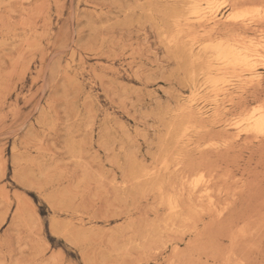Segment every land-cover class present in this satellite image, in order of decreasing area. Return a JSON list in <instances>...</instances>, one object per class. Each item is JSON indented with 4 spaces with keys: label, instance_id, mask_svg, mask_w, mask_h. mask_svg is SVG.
<instances>
[{
    "label": "rangeland",
    "instance_id": "1",
    "mask_svg": "<svg viewBox=\"0 0 264 264\" xmlns=\"http://www.w3.org/2000/svg\"><path fill=\"white\" fill-rule=\"evenodd\" d=\"M189 1L0 0V264H264V137L234 125L264 104V77L242 73L219 113L190 107L215 96L190 101L201 64L182 47L203 28L168 43ZM212 3L259 9V30L214 37L250 35L264 76V0Z\"/></svg>",
    "mask_w": 264,
    "mask_h": 264
},
{
    "label": "bare ground",
    "instance_id": "2",
    "mask_svg": "<svg viewBox=\"0 0 264 264\" xmlns=\"http://www.w3.org/2000/svg\"><path fill=\"white\" fill-rule=\"evenodd\" d=\"M202 1L203 0H192V1H189L186 4V10H185L186 12L184 14H181V15L178 14L176 16V18H174L175 19L174 23L177 26V33L175 32L176 34L173 37L170 36L168 43L169 44L178 45L177 44L178 43V39H179V37L181 35H184L183 33L187 32L186 29L190 30V29H192V27H195V26H197L199 28L200 27L203 28L202 36H190L189 43L188 44L185 43L186 45H183V47L182 46L181 47H182V49L184 51H186L188 53V55H189L188 57H190V61H191L192 64H195L197 62L201 64V67L198 70L192 68V70L188 74L189 75V77H188L189 79H188L187 83L190 86V88L192 89L191 91L193 93V98L190 101L191 102L194 101L196 99L197 95L200 93V91H201V94H202V91H203L208 96H210V94L215 96L214 100H212L211 103L206 104V107H202V104H200V103L194 104V102L197 101L198 98H197V100H195L193 102V104L190 105V107L193 106V105H196L197 107L201 106V108H198L196 110L197 111L200 110V111H198V114L200 113L201 115L205 116V115H211L213 113H217L219 111L218 109L221 106V100H223V99L225 100V98H227V99L229 98L228 100L232 101L231 96H233L232 94L235 95V93H233V92H236V91H239L240 89H242V86L240 84V82L242 80L240 78H241L242 75H244L242 73L246 72L245 74L250 76L251 81L257 82L258 84L262 83L264 76L262 74L263 71L259 70V68L257 67L258 62H256L257 61L256 57L259 56V54H261L262 51H261L259 45L257 43H255V42H253L252 39H250L251 38L250 35L243 37L241 35V33H240L239 35L238 34H237V36L233 35L232 37H225V36H218V35H217V37H214L215 33H217V31L219 30L218 26L221 23L222 24L223 23H233V24L236 23V24H240L242 26L248 27V29L249 28L253 29V28L257 27V26H260L259 28L257 27V29L259 30L260 28H262V26L259 25L260 24L259 21H260V18H261L260 17L261 15L259 16V9H256V10L255 9H244V8L235 7L233 4H231L229 10H227L226 12H223V11L222 12L218 11L219 13L218 12H210L208 9L211 7V4H213L212 2L214 0H206V2H207L206 5H204ZM245 12L248 13L247 16L241 15V18H239V19L235 18V16L238 13L243 14ZM261 24H264V23H261ZM238 32H240V30ZM234 34H236V33H234ZM249 36H250V38H249ZM201 37H203V38L201 39ZM241 92L242 91H240V93ZM236 94H238V93H236ZM222 95L224 96L223 99L220 98ZM204 100H203V102H204ZM205 103H206V100H205ZM190 107L188 106V108H190ZM254 107L255 108L254 109L252 108V110H250L245 116H243L240 119V121L238 120L239 122H237V123L234 122V125L236 126V129L238 130V135L241 132H244V133H247V134H251V135L254 134V135H257V136H260V137H264V104L263 105H259L258 107H256V106H254ZM191 111L192 110L190 109V114L193 112V111L192 112ZM187 113H188V111H187ZM194 113L196 114V112H194ZM204 116H202V118ZM218 116H219L218 118H221L222 115L219 114ZM187 117H190V116H187ZM191 117H193V115ZM216 117L217 116H215V118ZM195 120H196V118H195ZM200 120H202V119H200ZM210 120H211V118H210ZM222 121H220V122H222ZM225 121L226 120H224V122ZM198 122H199V120H198ZM184 124H183V126H184ZM200 128H202V127L200 126ZM200 128L196 124H193V123L189 124L188 123V125H186L183 130H184V132H189V131L190 132L191 131H194V132L196 131L197 132V131H201L202 130V129L198 130ZM184 132L182 131V133H184ZM185 136H188V135H185ZM186 138H189V137H186ZM222 143L225 144L226 142H222ZM221 146H223V145H221ZM74 149H76V148H74ZM164 161H166V159ZM167 162L168 161H166V163ZM162 166L164 167V165H162ZM167 171L168 170H166V172ZM170 171H169V173H172V171L171 172ZM198 174H197V176H198ZM147 175H148V172H147ZM153 175L151 174L150 176L152 177ZM168 176H166V177L168 178ZM142 178H144V177L142 176ZM156 178L158 180V176H156ZM164 178H165V176H163V178L161 180L164 181ZM185 178H187V177H185ZM190 178H191V176H190ZM169 179L165 178V180H169ZM187 181H189V179ZM187 181L186 182L182 181V182L183 183L184 182L187 183ZM201 182L204 185H200V186H204V189L208 192L210 190V188L208 186L209 180L206 178V176H204V174L200 175L198 178H196L195 180H193L190 183V187H191L190 189L194 190L199 184H201ZM159 184H161V182H159ZM159 184H156V185H159ZM163 184L165 185V183H163ZM180 184H181V182H180ZM153 185H155V184H153ZM185 185H182V186H185ZM187 186H188V184H187ZM173 187H175V186H173ZM173 187H169V188H172V191H173ZM155 189H154V191H155ZM158 189L161 192L164 193V186L162 184L159 185ZM190 189H188V191H190ZM195 191L196 190H194V192ZM176 192L178 193V191H176ZM176 192H173V193L176 194ZM179 192H180V190H179ZM181 192H182V190H181ZM200 192H201V189H200ZM169 193L167 192V194H169ZM165 194L163 195V202L169 207L171 213L173 214L171 216V219L178 217L180 209H181V202H180L181 198L180 197L184 193H181V196L178 193V196H180V197L176 196L177 194L176 195H168V196H167V194L165 196ZM186 194H187V192H186ZM189 194H191V193H189ZM203 195H202V197L206 196V195L205 196H203ZM186 196L189 197L188 194ZM211 198H213V197H211ZM186 199H188V198H186ZM207 199H208V197H207ZM190 201H192V198L190 199ZM198 203H199V201H198ZM183 207H185V206H183ZM196 208H197V206H196ZM184 209L185 208H183L182 210L185 211ZM210 213H211V211H210ZM185 214H187V213H185ZM185 214H184V212H182V215H185ZM187 215H186V218H187Z\"/></svg>",
    "mask_w": 264,
    "mask_h": 264
},
{
    "label": "snow or ice",
    "instance_id": "3",
    "mask_svg": "<svg viewBox=\"0 0 264 264\" xmlns=\"http://www.w3.org/2000/svg\"><path fill=\"white\" fill-rule=\"evenodd\" d=\"M221 7H225V5H221ZM241 15H243V16H247L248 13H246V12L243 13V14L238 13V14L235 16V18H237V19L241 18ZM65 264H66V262H65Z\"/></svg>",
    "mask_w": 264,
    "mask_h": 264
}]
</instances>
